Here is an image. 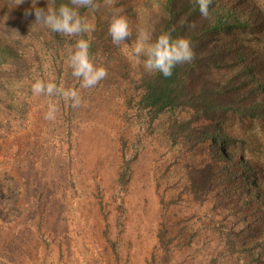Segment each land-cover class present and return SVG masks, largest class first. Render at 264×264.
<instances>
[{"label":"rangeland","instance_id":"1","mask_svg":"<svg viewBox=\"0 0 264 264\" xmlns=\"http://www.w3.org/2000/svg\"><path fill=\"white\" fill-rule=\"evenodd\" d=\"M249 1L258 25L239 45V102L210 135L182 124V111L149 118L126 104L132 44L90 55L107 70L90 89L71 74L70 44L39 42L24 64L0 58V264H264V0ZM32 7L0 0V33L35 21ZM36 78L78 88L84 105L35 96ZM218 132L236 139L230 151Z\"/></svg>","mask_w":264,"mask_h":264},{"label":"trees","instance_id":"2","mask_svg":"<svg viewBox=\"0 0 264 264\" xmlns=\"http://www.w3.org/2000/svg\"><path fill=\"white\" fill-rule=\"evenodd\" d=\"M46 2L48 5V0ZM67 2L55 0L56 6ZM97 2L101 5L98 10H79L81 16L86 10L89 11L88 18L96 21V30L93 32L96 40L86 35L91 43L90 55H99L97 48L103 42H112L108 35L109 10L103 6V0ZM249 2L252 3L249 0H213L209 6V15L205 18L194 0H117L115 7L122 8V14L131 21L129 25L133 35L125 43H133L137 28L150 31L153 38L163 31H170L173 37L189 39L195 54L191 63L177 65L170 77H164L161 73L148 74L141 58V62L135 64L139 67L138 71L129 80L133 86L129 89L126 104L132 106L134 101L133 105L149 118L165 111H182L187 116L180 122L187 126L193 124L192 132L202 128L199 135L214 133L224 122L225 114L232 109L234 102H239V98L235 100L238 91L235 81L242 76L240 65L243 56L239 45L243 42L251 44L258 25L256 18L249 13ZM254 6L252 3L251 8ZM103 15L107 17L106 21H103ZM34 23L31 21L23 25V28L21 25L19 31L13 30L9 34L0 33L2 61L8 65L27 63L30 52L34 51L33 58L38 57L35 51L38 48L35 47L39 42L43 47L53 43L54 48L58 46L63 49L75 43V37L65 39L50 29V35H44L41 40V31ZM8 89L7 92L13 94ZM214 138L215 145L218 143L228 151L236 142L230 134L219 133ZM207 171L212 174V167L207 166Z\"/></svg>","mask_w":264,"mask_h":264},{"label":"clouds","instance_id":"3","mask_svg":"<svg viewBox=\"0 0 264 264\" xmlns=\"http://www.w3.org/2000/svg\"><path fill=\"white\" fill-rule=\"evenodd\" d=\"M23 0H17V4ZM198 5L200 14L207 18L209 6L213 0H194ZM116 0H103V6L109 10L108 35L114 45H121L132 37L128 19L123 15V9L115 7ZM32 11L25 10V15L34 13L35 23L42 25L52 32L66 37H75L74 45L66 49L67 65L71 69L72 76L79 82L80 89L95 87L101 80L107 77V70L101 65L94 64L90 57V39L87 34L94 31V25L86 17L81 16L80 9L98 10L101 5L97 0H68L58 6L55 0H48L47 8L36 7V0H32ZM195 27V25H189ZM131 52L137 63L141 62L148 74L161 73L164 77H170L177 65L191 63L195 54L189 39L185 37H173L170 31H163L155 38L152 33L144 28H137V35L132 43ZM31 91L35 96H58L72 108L84 105L81 92L76 87L57 85L54 78H36L31 85ZM86 106V105H85ZM58 107L56 103L49 102L44 118L55 121ZM83 127V125H82Z\"/></svg>","mask_w":264,"mask_h":264}]
</instances>
